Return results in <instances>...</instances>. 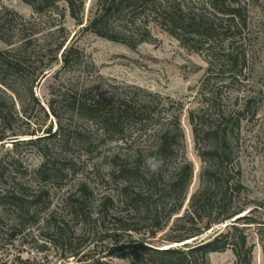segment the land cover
Here are the masks:
<instances>
[{
  "label": "trees",
  "instance_id": "obj_1",
  "mask_svg": "<svg viewBox=\"0 0 264 264\" xmlns=\"http://www.w3.org/2000/svg\"><path fill=\"white\" fill-rule=\"evenodd\" d=\"M87 1L24 0L41 20L50 14L55 24L59 22L58 33H66V15L60 8L64 2L84 31L131 48L154 41L153 26H158L185 48L203 54L208 67L195 105L187 112L201 161L197 188L191 192L196 167L184 128L186 103L124 83L110 90L100 76L101 81L79 87L74 98H63V107L53 100L47 113L35 95L36 86L53 62H59L60 54L68 68L73 60L83 59V52L72 41L67 44L65 35L62 42L38 47L35 36L44 23L34 24L9 9L0 12V41L7 46L0 50V89L20 98L25 113L33 104L59 120L56 132L50 127L46 136L31 134V139L14 142L13 147L17 151L21 143L39 146L49 140L65 148L71 139L78 142L82 132L63 127L60 111L65 110L96 126L94 131L84 129L86 150L105 152L112 190L98 202L96 213L86 212L85 201L84 206L76 201V208L84 211L85 228L101 236L100 244L113 237L120 242L109 252L88 247L78 263L114 264L108 259L118 258L130 264H210L211 254L232 250L237 264H253L256 246L251 234L258 238L264 256V204L247 195L241 156L244 127L258 119L264 102V88L251 82L250 9L256 0H97L96 15L85 25ZM31 26H36L33 32ZM35 57L40 66L30 71L27 59ZM11 75L21 87H14ZM5 110L0 102L2 121ZM6 140L0 137V143ZM40 152L42 162L36 168H24L17 155L0 163V182L6 166H14L12 186L0 199L13 206L7 225L11 239L26 234L37 244L46 237L40 247L45 250L53 239L58 243L65 239L68 224L55 209L52 192L55 187L63 190L70 168L65 152L55 155L47 146ZM149 156L163 161L156 173L145 166ZM71 200L72 196L65 197L59 207L67 210ZM134 235L141 239L132 240ZM79 257L72 253L62 258Z\"/></svg>",
  "mask_w": 264,
  "mask_h": 264
},
{
  "label": "rangeland",
  "instance_id": "obj_2",
  "mask_svg": "<svg viewBox=\"0 0 264 264\" xmlns=\"http://www.w3.org/2000/svg\"><path fill=\"white\" fill-rule=\"evenodd\" d=\"M66 18L64 27L66 33H58L59 22L54 23L51 15L47 14L43 20L36 15L30 5L24 0H2L0 12L5 9L15 11L33 23L40 24L41 32L37 37V46L47 43H59L64 35L72 41V46L83 52V59L74 61L71 66L64 68L61 54L59 62H53L46 78L36 86L35 95L45 107L48 113L51 102L56 101V106L66 105L65 99L74 98L79 87H84L89 82L101 81L100 76L110 90L117 84L124 83L136 86L164 97H170L176 101L186 103L184 128L188 140L189 157L196 167V175L192 186L193 192L197 188L201 161L194 149L191 128L187 120V112L195 103L200 81L204 76L208 64L203 54L194 53L185 48L178 40L171 37L158 26H153L155 40L144 43L136 48L115 43L83 30L84 26H78L70 16L67 5L60 3ZM97 0H88L85 4L84 23L87 25L96 15ZM57 27V28H56ZM250 27L254 38L252 51V84L264 88V0H256L250 9ZM36 26H31L33 32ZM30 32V33H31ZM36 46V45H35ZM7 46L0 41V50ZM50 59V58H48ZM47 60V59H46ZM40 60L27 59L30 71L40 66ZM14 87H21L14 75L9 76ZM113 86V87H112ZM64 98V100H63ZM0 102L5 105L6 119L0 120V137L7 140L0 143V163L8 162L10 157L17 155L24 168H36L41 162V149L47 146L52 153L66 155L69 160L70 175L63 190L56 187L52 195L55 209L59 211L68 224L65 239L58 243L53 239L47 249H41L46 243V237H41L35 244L30 237L20 236L12 240L7 232L13 218V206L0 199V264H80L78 260L84 256V250L88 247H99L109 252L119 241V238H110L104 245L99 243V238L94 231L84 226V211L76 208V201H84L89 208L87 213H96L97 204L110 192L108 182L109 168L104 163L105 152H88L84 147V129L96 130L94 123L84 121L82 118L72 116L71 112L60 111L65 130L79 129L82 136L78 142L70 140V146H61L58 142L45 140L39 146L22 145L16 151L14 142L31 139L28 135L37 134L44 137V131L53 128V132L59 128V120L53 116L47 117L46 112L38 106L30 105L25 113L20 98L12 93H5L0 89ZM68 111V110H67ZM35 138V137H34ZM112 146H108L111 148ZM107 148V149H108ZM243 182L248 189L250 199L264 204V102L259 111L258 119L247 124L243 130V151L241 156ZM14 166L5 169L6 176L0 182V194L12 186L11 173ZM10 175V176H9ZM20 176V175H19ZM109 183L106 184V183ZM72 196L70 206L62 210L59 204L65 197ZM35 229V234L38 235ZM132 240L141 239L140 236H132ZM125 240L128 237L123 238ZM48 241V240H47ZM251 243L256 246L253 264H264V256L261 245L255 234H251ZM106 246L105 248H103ZM79 254L78 259H63L70 254ZM114 264H130L118 258H109ZM81 264H84L81 263ZM210 264H237V259L232 250L210 255Z\"/></svg>",
  "mask_w": 264,
  "mask_h": 264
},
{
  "label": "clouds",
  "instance_id": "obj_3",
  "mask_svg": "<svg viewBox=\"0 0 264 264\" xmlns=\"http://www.w3.org/2000/svg\"><path fill=\"white\" fill-rule=\"evenodd\" d=\"M163 161L157 156H149L145 161V166L148 171L156 173L162 167Z\"/></svg>",
  "mask_w": 264,
  "mask_h": 264
}]
</instances>
